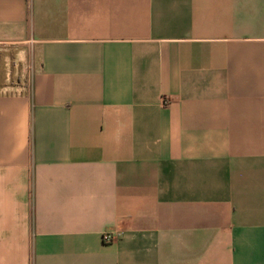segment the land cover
Wrapping results in <instances>:
<instances>
[{
    "label": "crops",
    "instance_id": "1",
    "mask_svg": "<svg viewBox=\"0 0 264 264\" xmlns=\"http://www.w3.org/2000/svg\"><path fill=\"white\" fill-rule=\"evenodd\" d=\"M0 264H264V0H0Z\"/></svg>",
    "mask_w": 264,
    "mask_h": 264
},
{
    "label": "built area",
    "instance_id": "2",
    "mask_svg": "<svg viewBox=\"0 0 264 264\" xmlns=\"http://www.w3.org/2000/svg\"><path fill=\"white\" fill-rule=\"evenodd\" d=\"M102 239H104L105 241H109L111 239V234L109 232H103L102 233Z\"/></svg>",
    "mask_w": 264,
    "mask_h": 264
}]
</instances>
